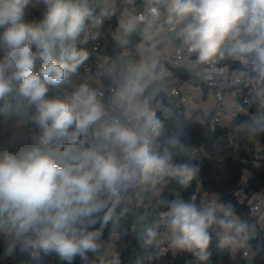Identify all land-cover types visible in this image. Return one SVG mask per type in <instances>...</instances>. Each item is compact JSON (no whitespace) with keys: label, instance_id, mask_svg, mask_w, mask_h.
I'll return each mask as SVG.
<instances>
[{"label":"clouds","instance_id":"clouds-1","mask_svg":"<svg viewBox=\"0 0 264 264\" xmlns=\"http://www.w3.org/2000/svg\"><path fill=\"white\" fill-rule=\"evenodd\" d=\"M89 0H0V101L11 95L34 106L32 123L41 129L30 147L0 151V243L5 257L17 252L33 259L55 255L63 264L101 250L99 219L107 207L102 193H115L126 183H155L172 176L184 186L200 174L194 162H177L155 143L162 121L140 103L154 78L155 64L132 68L120 89L136 121H104L105 108L97 91L86 83L61 98L49 97L88 59L76 38L87 30ZM38 11V19L29 12ZM168 22L178 27L188 53L213 61L226 44L255 53L251 71L264 79V0H167ZM104 9H101L103 14ZM158 17V9L151 10ZM135 18L120 22L125 34L135 31ZM94 24L99 26L98 17ZM58 50L60 59L54 58ZM37 62L40 66L37 68ZM102 126L96 128L98 122ZM92 134L99 143L83 147L81 137ZM66 145L51 147L54 142ZM44 145L46 147H42ZM196 197L167 201L164 225L168 246L190 254L196 264H209L215 228L221 248L242 246L248 224L231 204L197 205ZM160 223L146 229L150 243ZM111 264H120L119 256Z\"/></svg>","mask_w":264,"mask_h":264},{"label":"trees","instance_id":"trees-1","mask_svg":"<svg viewBox=\"0 0 264 264\" xmlns=\"http://www.w3.org/2000/svg\"><path fill=\"white\" fill-rule=\"evenodd\" d=\"M112 1L114 4L112 16L110 19H103L102 23L96 26L94 21L103 15L102 6L100 0H89L87 26L100 27L102 33L118 28L120 22L124 20L121 12L122 2L125 0ZM136 3L141 5V1L136 0ZM39 16L38 11L30 10V19H38ZM102 40L103 47L100 51L112 59L116 75L123 84L128 74L123 52L130 50L133 63L139 65L138 57L134 55L135 37L131 33L125 34L121 29L119 39L102 38ZM85 42L84 32L75 41H69L78 48H84ZM222 50L226 54H241L255 59V53H243L231 44L224 45ZM53 55L54 58L60 59L58 50ZM193 55L196 58V54ZM224 63L231 68L241 69L254 80L259 81L260 92L255 94L264 97V79L258 78L255 72L251 71V64L243 66L228 59L224 60ZM39 66L37 62V68ZM170 71L171 76L160 77L161 63L155 64L154 78L141 98L148 99V106L157 112L162 121L160 134L155 140L160 150L170 152L177 162L196 163L200 166V174L188 186L181 185L175 177L165 176L155 183H140L137 180L126 183L115 193H102L101 198L107 201V207L98 218L102 219L108 215L109 219L102 228L97 224L96 229L101 230L103 238L117 236L112 256H119L120 264H196L190 254L172 249L164 250L155 241L165 232L164 214L167 211V201L177 198L187 200L194 195L195 203L203 205L204 195H215L218 203L231 204L241 220L248 224L245 242L251 248V256L250 260H247L242 256L241 251L233 256L230 248L219 247L213 228L210 230L213 232V239L209 264H264V226L249 210L252 196L264 189V119L255 118L253 114L238 112L228 124L212 126L210 119L214 110L207 114L186 112L184 107L175 106L165 96L164 87L170 79L188 77L187 68L175 67ZM73 77L74 75L68 76L59 86H49V97L63 99L69 96ZM34 114V106L19 102L11 95L0 101V151L15 152L32 146L33 137L38 138L42 134L41 129L32 123L31 118ZM120 119L122 123L129 125L124 118ZM18 123H21V138L15 137ZM230 129H233L240 138L260 141L263 153L260 159L261 167L255 168L242 160V155L249 159L251 157L232 144ZM81 140L84 142L83 147H92L99 143L92 130L82 136ZM66 144L67 141H59L54 142L51 147ZM246 169L250 170V175L244 183ZM239 188L244 190L242 197L234 194ZM157 222L160 223L158 235L149 243L146 229L155 226ZM0 264H63V262L55 255H41L38 259H33L28 254L17 252L14 256L5 257L3 245L0 243ZM73 264H82V260L77 257Z\"/></svg>","mask_w":264,"mask_h":264},{"label":"built area","instance_id":"built-area-1","mask_svg":"<svg viewBox=\"0 0 264 264\" xmlns=\"http://www.w3.org/2000/svg\"><path fill=\"white\" fill-rule=\"evenodd\" d=\"M166 1L167 0H153V3L148 8L140 12H133L131 17L135 18L138 23L145 22L149 16H153L151 12L153 8L158 9V16H160L166 9ZM111 16L112 13L102 15V17H100L101 23L103 19H110ZM167 30L169 32H178V27L168 23ZM101 32L100 27L93 26H87V30L84 32L86 39L85 49L88 51L89 57L74 75V78L78 82L77 87L82 83H86L91 89L97 91L98 98L105 108V117L109 122L112 119H119L121 121L120 118H124L129 125H134L136 121L129 110L130 105L112 99V96L120 91L122 86L113 67L108 65L104 67L105 75L108 77L106 84H93L90 80H86V74L92 72L94 60L97 59V55L103 47V40L100 35ZM193 54L194 53H188L182 38H180V44L173 48L171 52L162 56L163 61L171 67H184L188 69V64H193L192 69L188 70L187 78L181 80L176 78L168 82L164 87L165 96L170 101L175 99L177 107H184L187 105L188 97L193 91H201L202 89L208 88L214 93L219 103L210 119V124L215 126L223 122L224 116L228 115L231 119H234L238 113L234 109H228L221 105L225 98V91L231 89L234 91L235 97L242 106L245 108H256L255 118L264 119V106L258 104L255 94L258 92L255 80L241 69L236 68V70H234L235 68H231L230 65L224 63V60L228 59L237 64L247 66L252 64V61H250L248 57L234 53L226 54L221 49L220 54H218L213 61L202 62L194 58L195 56ZM232 71L238 72L232 73ZM229 73L231 75H228ZM140 103H146L148 105V99L141 98ZM185 111L189 112L186 108ZM234 194L242 197L244 195L243 188L235 190ZM214 203L218 202L216 201ZM249 210L253 216L258 218L261 225L264 224V189L252 196L249 201ZM168 239V234L163 233L156 239L155 243L162 246V249L167 250L170 249L168 246ZM116 240V235L108 239L102 237L100 242L101 250L95 254L89 253L88 259L82 260V264H111L113 256L111 255L110 258H106L105 248L108 246L113 252ZM241 252L242 256L250 260L251 253L245 245L241 248Z\"/></svg>","mask_w":264,"mask_h":264},{"label":"crops","instance_id":"crops-1","mask_svg":"<svg viewBox=\"0 0 264 264\" xmlns=\"http://www.w3.org/2000/svg\"><path fill=\"white\" fill-rule=\"evenodd\" d=\"M138 2L141 1V5H138L136 3V0H125L122 2V12L121 17L122 19H127L131 17V14L133 12H140L144 9L148 8L152 3L153 0H137ZM101 6L104 9L103 15H107L110 13H113L114 11V4L112 0H100ZM167 5V1L165 2ZM119 22H120V16H118ZM132 18V17H131ZM168 14L166 9L164 10V13L161 14L158 17L149 16L148 19L145 22H137V26L134 32L131 34L134 35L136 44L134 46V55L138 57L139 65L141 63H152L157 64L161 63V73L160 77H168L171 76V67L167 65L163 59L162 56L166 53H169L180 44V37L177 35V32H169L167 30L168 25ZM101 37L104 39H113L117 40L121 37V27L120 24L118 25V28L115 30H108L106 32H101ZM84 44V49H85ZM127 53V59H130V63L132 65L137 66L133 63L132 55L130 50H125L123 52V56ZM195 58V57H194ZM124 62L126 64V58L124 57ZM253 62V59H252ZM105 65L111 66L114 68L112 59L104 54L101 53V51L97 55V59L94 60L93 70L92 72L86 74V80H90L93 84H106L107 82V76L105 75L104 67ZM127 66V64H126ZM193 64H188V70L192 69ZM115 69V68H114ZM236 70V68L234 69ZM78 72V71H77ZM238 71H232V73H236ZM228 75H231L230 73ZM106 79V82L104 80ZM176 78L170 79L171 82ZM179 79V78H177ZM181 80V79H179ZM255 83L258 87L257 91L260 92V84L259 81L255 80ZM78 82L73 77L70 85V94L72 91L77 87ZM257 96V102L259 105L264 106V97ZM112 99L114 101H118L120 103H127L124 99H122L120 95V91L115 93L112 96ZM141 101V97H139V102ZM172 102L175 106H177V103H175V99H172ZM218 101L216 100L214 93L209 90L208 88L202 89L201 91H193L187 100V105L184 106L189 112H203L205 114L209 113L210 111H213L216 109L218 105ZM221 105L225 106L228 109H234L237 112H243L247 114H253L255 116L256 108L250 107L245 108L240 104V102L235 97L234 91L231 89H227L225 91V98L223 99ZM231 117L226 115L223 117V122L225 124H228L231 121ZM104 121H108V119L105 117ZM102 122H98L96 125L98 128L102 126ZM230 132L235 131L233 129H230ZM254 140V139H253ZM250 142V141H249ZM249 144V143H248ZM262 150V148H261ZM263 156V154H262ZM246 178L243 177V182L245 183L247 180L248 175L245 173ZM204 196H213V195H204ZM264 225V224H262ZM168 234L166 228L165 232ZM247 243L244 241L243 245H246ZM242 246H236L232 247L231 250L235 252L236 254L241 251ZM112 250L110 247L105 248V256L111 254Z\"/></svg>","mask_w":264,"mask_h":264},{"label":"rangeland","instance_id":"rangeland-1","mask_svg":"<svg viewBox=\"0 0 264 264\" xmlns=\"http://www.w3.org/2000/svg\"><path fill=\"white\" fill-rule=\"evenodd\" d=\"M127 53L123 56L126 58V64H127V71H128V74L127 76L129 75V72L132 68H134V65H132L130 63V59L128 58L127 59ZM250 61H252L253 58H249ZM220 124L222 125H225L224 122H221ZM17 134L15 135V137H19L21 138L22 136H20V126H21V123H18L17 125ZM230 139L232 141V144L234 146H236L237 148H241V150H244L246 152L247 155H249L251 157V159L247 158L245 155H242V160L247 164V165H250L252 164L253 167L255 168H259L261 167L262 163L260 162V159L263 157L262 156V150H261V143L259 140L257 139H244V138H240L238 137V135L234 132H230ZM13 140V139H12ZM250 141V142H249ZM249 143V144H248ZM245 173L249 176L250 175V170H247L245 171ZM244 173V179L246 178V175ZM217 199H216V196L213 195V196H203L202 197V203L203 205H208V204H213L214 202H216ZM248 250L250 251L251 253V248L248 244L245 245ZM231 250V248H230ZM231 253L233 256L237 255L235 252H233V250H231ZM111 254L107 255L106 258H110Z\"/></svg>","mask_w":264,"mask_h":264}]
</instances>
